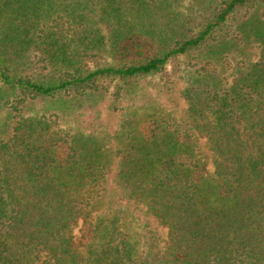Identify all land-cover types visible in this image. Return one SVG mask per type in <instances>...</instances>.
Here are the masks:
<instances>
[{
	"label": "trees",
	"instance_id": "trees-1",
	"mask_svg": "<svg viewBox=\"0 0 264 264\" xmlns=\"http://www.w3.org/2000/svg\"><path fill=\"white\" fill-rule=\"evenodd\" d=\"M0 264H264V0H0Z\"/></svg>",
	"mask_w": 264,
	"mask_h": 264
},
{
	"label": "rangeland",
	"instance_id": "rangeland-1",
	"mask_svg": "<svg viewBox=\"0 0 264 264\" xmlns=\"http://www.w3.org/2000/svg\"><path fill=\"white\" fill-rule=\"evenodd\" d=\"M253 58H254V56H252V59ZM182 66L183 65L181 64V67ZM160 80H161L160 77H155V78H151L150 80L145 81V84H146L145 91L139 97H135L133 99H128V100L121 102L120 104H118V108H121L123 106H124V108L127 107V109L132 108V107H139L143 103L149 101L150 98L155 97V95H156L155 89H157V84L160 82ZM180 86L181 85H179L178 88H180ZM78 230L79 229L75 230V234H78Z\"/></svg>",
	"mask_w": 264,
	"mask_h": 264
}]
</instances>
